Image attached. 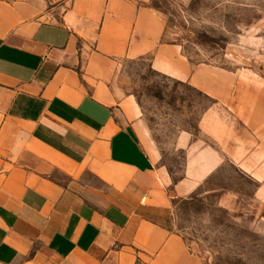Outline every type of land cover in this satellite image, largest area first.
<instances>
[{
  "label": "crops",
  "instance_id": "obj_1",
  "mask_svg": "<svg viewBox=\"0 0 264 264\" xmlns=\"http://www.w3.org/2000/svg\"><path fill=\"white\" fill-rule=\"evenodd\" d=\"M150 1L0 0V264H206L175 200L226 162L264 207V88L191 62ZM145 57L212 98L176 136L177 177L140 103L114 89L120 64Z\"/></svg>",
  "mask_w": 264,
  "mask_h": 264
},
{
  "label": "rangeland",
  "instance_id": "obj_2",
  "mask_svg": "<svg viewBox=\"0 0 264 264\" xmlns=\"http://www.w3.org/2000/svg\"><path fill=\"white\" fill-rule=\"evenodd\" d=\"M166 23L167 40L181 44L194 64L227 70L236 79L264 88V0H151ZM150 57L126 58L114 89L132 94L142 118L164 152L175 177L185 154L174 146L182 131L197 132L200 113L212 98L187 82L150 66ZM253 177L226 162L186 198L175 200L174 224L206 264H264V207L249 200ZM229 191L237 210L219 204ZM255 213L260 215L257 216Z\"/></svg>",
  "mask_w": 264,
  "mask_h": 264
}]
</instances>
